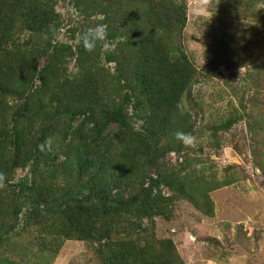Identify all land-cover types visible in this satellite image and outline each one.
<instances>
[{"label": "trees", "instance_id": "16d2710c", "mask_svg": "<svg viewBox=\"0 0 264 264\" xmlns=\"http://www.w3.org/2000/svg\"><path fill=\"white\" fill-rule=\"evenodd\" d=\"M54 2L0 0V239L38 241V258L58 252L52 241L45 246L49 237L98 243L102 264H184L171 240L149 237L141 245L132 233L115 245L109 240L114 233L120 238L118 222L168 219L176 200L213 215L210 199L204 208L195 198L185 170L164 161L182 150L177 127L191 132L181 121L180 99L196 84L197 70L177 44L186 0H75L78 14L108 26L103 52L97 46L88 52L82 42L56 44L61 21ZM229 2L238 19L264 4L223 3ZM222 9L223 17L232 15ZM18 169L25 177L8 183ZM206 190L198 194L205 197Z\"/></svg>", "mask_w": 264, "mask_h": 264}, {"label": "rangeland", "instance_id": "374dc122", "mask_svg": "<svg viewBox=\"0 0 264 264\" xmlns=\"http://www.w3.org/2000/svg\"><path fill=\"white\" fill-rule=\"evenodd\" d=\"M74 1L54 2L61 21V30L54 35L57 45H78L83 33L98 24V18L78 14ZM224 1L186 0L187 22L177 44L197 70L196 84L180 99L181 121L189 127L192 140L183 142L181 152L164 155L166 164L185 170L189 187L194 185L195 198L203 200L204 208L210 199L213 215L201 213L188 200H176L167 207L168 219L156 216L142 224L135 220L115 224L121 235L112 234L109 241L114 245L132 233L129 237L139 234L141 245L149 237L171 240L184 264H264V174L259 169L264 161V131H260L264 124V4L255 3L249 10L253 13L238 19L232 3ZM223 7L232 15L223 17ZM97 48L107 49L102 42ZM105 67L114 73L112 64ZM228 120L230 125L220 128ZM109 127L117 131L115 124ZM26 173L15 170L8 183L18 184ZM204 189L205 197L198 194ZM162 190L163 196L170 195ZM37 242L27 244L25 238L16 237L4 243L0 239V264L5 259L18 264H102L96 242L60 243L48 237L45 246L51 242L58 252L54 256L44 252L40 258L35 256L41 246ZM51 248L47 249L50 253Z\"/></svg>", "mask_w": 264, "mask_h": 264}, {"label": "clouds", "instance_id": "9594fccd", "mask_svg": "<svg viewBox=\"0 0 264 264\" xmlns=\"http://www.w3.org/2000/svg\"><path fill=\"white\" fill-rule=\"evenodd\" d=\"M107 25L103 23H98L95 27L87 29L82 37L81 42L84 49L88 52H92L98 43L104 42V47L108 48L109 44L107 41ZM176 137L180 140H182L185 143H191V136L183 133V132H177ZM3 177L0 176V182H2Z\"/></svg>", "mask_w": 264, "mask_h": 264}]
</instances>
